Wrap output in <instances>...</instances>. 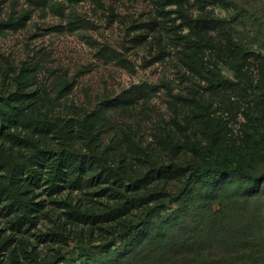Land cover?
<instances>
[{
  "label": "rangeland",
  "instance_id": "1",
  "mask_svg": "<svg viewBox=\"0 0 264 264\" xmlns=\"http://www.w3.org/2000/svg\"><path fill=\"white\" fill-rule=\"evenodd\" d=\"M229 1L0 0V264L111 260L152 206L115 264H264V185L188 166L264 171V0Z\"/></svg>",
  "mask_w": 264,
  "mask_h": 264
},
{
  "label": "trees",
  "instance_id": "2",
  "mask_svg": "<svg viewBox=\"0 0 264 264\" xmlns=\"http://www.w3.org/2000/svg\"><path fill=\"white\" fill-rule=\"evenodd\" d=\"M207 2L212 4H219L222 6H232L236 7V4L229 0H207ZM214 22L216 24L220 25L221 27L227 28L226 20L224 19H215ZM227 34V33H226ZM225 37L228 40H232L231 35L227 34ZM213 76L215 77V83L216 85H232L234 82L229 77H226L223 75L219 69L212 68L211 69ZM264 97V92H260L256 95V105L254 109L247 113V117L255 124V132L254 135L252 134V140L256 144L259 153L263 159L264 162V108L262 105V99ZM5 117V113L3 114ZM2 123L0 119V124ZM56 159H60V157H55ZM238 157H235L233 160L231 159H225L221 165L213 164L208 159V154L205 151L204 153V160H207V164L205 167H200L197 163H190L188 166L189 168L196 173L198 178L203 179L205 182H207L209 185L208 188V194H212V190L216 187H219L225 179H229L232 177H237L243 179L247 185L252 187L253 189L260 187L261 185H264V171L256 175L251 171H247L246 169L241 166V164L238 162ZM59 161V160H58ZM57 161V162H58ZM59 165V162H58ZM248 188V186H246ZM190 190L188 189H182L181 193L185 194L184 201L186 207L188 204L195 202L193 199V193H189ZM155 207H149L148 213L146 215V221H144L143 226L141 229H137V226L131 227V226H124L121 232L122 235V241L123 245L120 249L115 250L116 254L112 257L111 260H103V262H99L97 264H115L119 260L123 258L126 254H128L130 251L137 250L140 246H142L145 242V231L149 229V221L148 217L155 211ZM85 264H95L92 262H87Z\"/></svg>",
  "mask_w": 264,
  "mask_h": 264
}]
</instances>
